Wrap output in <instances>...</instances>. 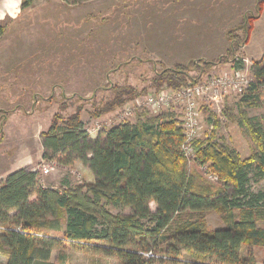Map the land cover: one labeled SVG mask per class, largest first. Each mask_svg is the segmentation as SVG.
Wrapping results in <instances>:
<instances>
[{
	"label": "trees",
	"instance_id": "16d2710c",
	"mask_svg": "<svg viewBox=\"0 0 264 264\" xmlns=\"http://www.w3.org/2000/svg\"><path fill=\"white\" fill-rule=\"evenodd\" d=\"M62 1L80 5L89 0ZM34 2L23 0L22 9ZM263 8L264 0H258L255 16L246 14L239 26L226 33L230 42L226 58H218L217 63L200 60L191 66L167 68L154 84L177 92L200 83L217 66L231 64L234 70L245 69L237 52L249 43ZM4 30L0 27V38ZM239 32L243 38L234 35ZM190 67L200 71L197 77L189 75ZM252 79L238 102V123L253 135L258 151L243 160L215 136L198 139L193 145L196 161L208 165L218 176V187L190 173L182 151V122L173 114L121 123L96 139L88 134L79 112L67 119L56 114L42 133L43 159L66 167L79 162L91 171L94 181L54 190L41 184L37 171L20 169L8 175L0 186V253L6 256V264H53V252L64 242L115 256L121 264H151L152 258L145 256L153 252L174 263L186 254L188 264H256L253 256L244 258L241 251L244 246L264 248V227H260L264 223V192L255 193L250 188L253 177L257 181L264 178V129L248 118L246 109H264V59L254 63ZM115 91L116 97L106 103L98 117L138 95L128 88ZM224 115L235 120L227 109ZM108 207L128 209L129 214L114 215ZM210 210L222 216L224 228L208 230L200 215ZM185 212L200 217L180 219L174 228L175 219ZM44 229L63 232V239L44 233Z\"/></svg>",
	"mask_w": 264,
	"mask_h": 264
},
{
	"label": "rangeland",
	"instance_id": "374dc122",
	"mask_svg": "<svg viewBox=\"0 0 264 264\" xmlns=\"http://www.w3.org/2000/svg\"><path fill=\"white\" fill-rule=\"evenodd\" d=\"M192 1L89 0L70 5L62 0H35L30 7L22 9L23 0H0V27L5 29L0 38V183L20 169L39 172L41 184L54 190L94 181L91 171L79 162L66 167L43 159L42 133L49 129L56 114L67 119L79 112L92 139L118 124L136 123L140 117L146 121L169 113L181 119L182 109L175 104L158 113L148 106L150 97L163 89L169 90L154 84L157 75L177 65L199 64L200 60L217 63L227 53L226 50L220 56L194 55L174 49L178 36L175 27L192 28V24L179 23L177 6L181 2L188 5L182 8L186 13L194 11L197 7L190 6ZM216 1V7L225 6L223 0ZM236 6L239 10L242 4L237 2ZM251 6L248 3L246 12L253 17L256 12ZM261 16L247 49L243 46L237 52V57L245 62L246 74L252 78L254 63L264 59V8ZM185 30L189 31L184 28L178 39L193 35ZM234 35L243 38L241 32ZM231 70V64L221 65L208 75H223ZM188 73L197 77L200 71L190 67ZM118 87L132 89L138 95L113 112L98 117L106 103L116 97ZM261 95L264 97V88ZM240 99L235 95L226 98L221 105L222 113L217 107L204 106L199 140L215 136L219 143L237 151L244 160L258 151V146L247 128L238 123ZM224 109L234 121L224 115ZM246 115L264 129V109H246ZM214 123H219L217 128ZM187 159L190 173L207 185H220L211 168L196 161L195 149L194 155ZM45 169L49 173L45 174ZM250 188L255 193L264 192V178L257 181L253 177ZM155 209L152 204L151 210ZM108 210L114 215L129 214L128 209L108 207ZM198 216V213L185 212L175 219L173 227L180 219L195 220ZM200 216L210 231L225 227L216 211H204ZM44 233L63 239V232L44 229ZM241 255L253 256L256 264H264V248L244 246ZM145 257L152 258L151 264L190 262L186 254L178 263L156 252ZM50 261L53 264H121L115 256L81 250L68 242L54 250ZM6 262V256L0 253V264Z\"/></svg>",
	"mask_w": 264,
	"mask_h": 264
},
{
	"label": "built area",
	"instance_id": "2783aa9c",
	"mask_svg": "<svg viewBox=\"0 0 264 264\" xmlns=\"http://www.w3.org/2000/svg\"><path fill=\"white\" fill-rule=\"evenodd\" d=\"M252 77L246 74L245 69L234 70L223 75L206 77L198 84H191L181 91L163 89L150 97L148 106L155 113L160 112L172 104L182 109V123L184 142L182 151L187 158L194 155V142L199 138L200 116L202 108L217 107L222 113L221 105L231 95L242 97L252 83ZM44 173H49L48 169Z\"/></svg>",
	"mask_w": 264,
	"mask_h": 264
},
{
	"label": "crops",
	"instance_id": "0c3cea01",
	"mask_svg": "<svg viewBox=\"0 0 264 264\" xmlns=\"http://www.w3.org/2000/svg\"><path fill=\"white\" fill-rule=\"evenodd\" d=\"M258 1V0H257ZM256 0H251V7H255ZM237 2L241 3L242 6L237 9ZM218 1L216 0H194L190 4L191 7L196 9L194 11L187 12L182 8L188 5L182 4L181 2L177 6L176 14L180 16L179 23L192 24V28H186L189 30L191 35L190 38H181L184 33L183 27H175L177 40L175 39L174 49H179L180 53L186 54H203V55H217L220 56L223 51L228 50V40L226 33L237 26H239L245 15L247 14V0H223L224 7L217 6ZM226 5H230V8H226ZM211 7V8H210ZM215 10H210L214 9ZM207 10H200V9ZM210 8V9H209ZM246 12V13H245ZM204 13V14H200ZM262 16L254 23V28L261 19ZM181 26V25H180ZM188 26V25H187ZM185 30V33H188ZM251 42V36L249 43ZM248 43V44H249ZM248 44L244 46L247 49ZM184 51V52H183ZM2 183V182H1ZM0 183V186H1ZM47 188V187H46Z\"/></svg>",
	"mask_w": 264,
	"mask_h": 264
}]
</instances>
